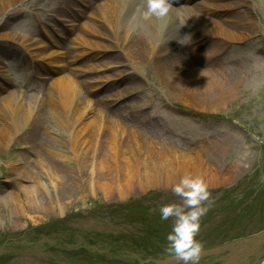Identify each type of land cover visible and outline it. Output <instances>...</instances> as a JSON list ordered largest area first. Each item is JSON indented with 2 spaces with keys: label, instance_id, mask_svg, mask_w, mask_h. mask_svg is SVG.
<instances>
[{
  "label": "rangeland",
  "instance_id": "rangeland-1",
  "mask_svg": "<svg viewBox=\"0 0 264 264\" xmlns=\"http://www.w3.org/2000/svg\"><path fill=\"white\" fill-rule=\"evenodd\" d=\"M71 1L21 0L0 13V26L7 21L0 28V100L10 91L26 100L40 98L52 75L46 59L29 57L8 42L17 45L15 40L23 38L28 47L37 46L41 52L40 46H52L51 51L60 55L58 66L63 74L70 73L80 82L81 95H89L92 102L107 100L100 102L103 108L142 140L177 153L216 154L209 163L213 170L207 172L214 175L208 184L212 204L201 217L197 238L203 243V252L198 264H260L264 258V0H245V4L219 0L234 6L211 12L216 26L180 23L177 33L165 29L168 43L180 38L190 47V39L197 37L201 43L192 50L210 61H202V68L221 70L229 77L228 82L234 80L232 98L206 109L194 99H180V93L187 90L176 78L168 85L161 82L156 56L143 60L135 69L120 63L102 68L105 56L98 53L102 48L98 51V46H91L90 55L74 60L75 42L60 34L57 23L61 20L64 27L71 28L61 17L70 12ZM227 17L236 20L228 23ZM88 19L86 26L92 28L95 21ZM238 23L248 28L239 29ZM80 29L85 39H93ZM13 48L20 53L12 54ZM108 50L106 56L115 52ZM115 54L123 59L121 53ZM215 55L218 62L214 63ZM98 65L101 68H93ZM115 71L130 75V81L112 82ZM163 75L168 79L165 71ZM105 77H109L108 85L101 91ZM200 96L206 103L217 99L209 93ZM92 112L96 115L95 109ZM26 139L28 136L22 141ZM213 144L216 146L211 147ZM28 147L27 143L13 142L0 153V264H181L165 251L172 220H161L158 211L161 204L179 199L171 193L170 184L140 189L132 183V190L120 197L116 193H91L85 187L64 201L61 213L38 208V218L30 220L27 213H21L28 209L25 202L20 201L24 209L20 211L9 199L19 193L17 185L29 182L16 177L12 168L7 169L8 163L16 162V154L22 160L14 167L29 171L30 166H36L38 158ZM60 163L75 167L72 161ZM37 189L38 206H42L46 197ZM224 191L226 198L215 201ZM234 198L236 206L222 207Z\"/></svg>",
  "mask_w": 264,
  "mask_h": 264
},
{
  "label": "bare ground",
  "instance_id": "bare-ground-1",
  "mask_svg": "<svg viewBox=\"0 0 264 264\" xmlns=\"http://www.w3.org/2000/svg\"><path fill=\"white\" fill-rule=\"evenodd\" d=\"M20 1L0 0V13ZM100 1L101 4L95 9H90L89 3H85L84 10L80 11L83 18L95 21L92 28L86 26L87 23L81 25L84 33L93 36V39H85L78 32L80 23L77 28L68 31L74 35V57L86 56L88 48L93 51V47L98 46L103 52L108 49L115 51L104 58L105 68L121 63L135 69L143 60L156 56L155 66L161 72V82L168 85L176 78L178 84H182L187 90L180 93L183 102L194 99L200 108L206 109L232 98L234 80L228 82L229 77L221 70L202 68V61L205 64L210 61L198 57L192 50L201 43L200 40L197 41V37L190 39V47H185L187 44L180 38H174L172 43H168L166 33H177L180 23L187 26L197 27L200 24L214 27L216 22L210 17L211 9H224L234 4L224 5L218 0H208L209 3H196L194 7L183 12L170 10L166 17L145 19L141 14V0ZM241 1L246 3L245 0ZM238 13L236 12L237 16ZM227 18L228 23L236 20ZM6 24L7 21H4L0 28ZM241 27L248 28L247 24L238 23V28ZM222 28L223 26H220L219 31ZM17 39L16 44L32 57L47 59L48 65L57 62L55 59L60 56L57 52L47 54L45 50L38 51L37 46H29L33 49L29 51L30 48L24 39ZM99 39L108 43L105 44ZM11 51L12 54L18 52L14 48ZM116 52L122 54L123 60L115 54ZM214 54L216 53L212 55ZM212 61L218 62V56H213ZM181 64L183 65L180 67ZM98 67L101 68L100 65ZM164 71L168 74V79L164 77ZM53 73L52 79L48 81L50 83L46 86V92L40 98L31 97L26 100L10 91L0 100V153L11 143L20 142L27 143L33 157L38 158L37 162L34 161L36 166H30L29 171L14 167L22 160L21 155L16 154V162L7 164V169L12 168L16 177L29 182V185H17L19 193L15 192L9 199L20 211L24 210L20 203L23 200L28 209L21 213H27L30 220L38 218V208L61 213L64 201L85 187L91 193L99 191L103 196L116 193L115 195L120 197L132 190V183L140 189L158 184L168 185L185 170L199 173L207 184L213 182V178L212 181L210 178L214 175L210 176L207 172L213 170L210 169L213 166L209 163L214 161L216 154L208 153L209 151L193 155L177 153L166 146H156L150 141L142 140L136 131L114 120L113 113L103 108L101 99L99 102H92L81 95V85L71 75L62 76L59 70H53ZM114 76L117 77L116 82L123 84L131 79L130 75L122 76L121 71H116ZM104 79L106 82L109 77ZM131 91L132 88H128V92ZM208 93L217 99L207 103L204 99H199V95L206 96ZM94 109L96 115H93ZM24 136H28L26 141H22ZM214 146L216 144L211 147ZM60 161H72L75 167L68 168ZM37 188H40L46 197L42 206H38Z\"/></svg>",
  "mask_w": 264,
  "mask_h": 264
},
{
  "label": "clouds",
  "instance_id": "clouds-1",
  "mask_svg": "<svg viewBox=\"0 0 264 264\" xmlns=\"http://www.w3.org/2000/svg\"><path fill=\"white\" fill-rule=\"evenodd\" d=\"M174 3L175 0H141V14L145 19L163 18ZM170 191L178 201L161 204L158 209L161 220H172L165 251L181 264H198L203 252V243L197 238L201 217L212 204L208 184L199 173L185 170L171 182Z\"/></svg>",
  "mask_w": 264,
  "mask_h": 264
},
{
  "label": "trees",
  "instance_id": "trees-1",
  "mask_svg": "<svg viewBox=\"0 0 264 264\" xmlns=\"http://www.w3.org/2000/svg\"><path fill=\"white\" fill-rule=\"evenodd\" d=\"M225 192H227V191H224V193H225ZM225 195H226V193H225L223 196H219V197L217 198V200H215V201L225 199L226 196H227V195H226V196H225ZM226 200H228V199H226ZM226 200H225V201H226ZM235 200H236V199L234 198L233 200H231V201L229 202V204L222 203V207H225V206H228V205H230V206H232V205H233V206H236L237 203H235ZM234 203H235V204H234ZM219 208H221V206H220ZM236 217H237V216L234 215L233 218L235 219Z\"/></svg>",
  "mask_w": 264,
  "mask_h": 264
}]
</instances>
